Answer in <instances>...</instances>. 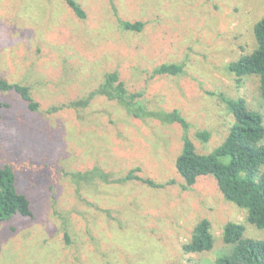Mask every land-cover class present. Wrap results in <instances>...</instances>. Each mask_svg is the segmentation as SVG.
Returning a JSON list of instances; mask_svg holds the SVG:
<instances>
[{
	"label": "rangeland",
	"instance_id": "rangeland-1",
	"mask_svg": "<svg viewBox=\"0 0 264 264\" xmlns=\"http://www.w3.org/2000/svg\"><path fill=\"white\" fill-rule=\"evenodd\" d=\"M75 1L85 19L65 0H0V78L29 86L40 105L31 111L19 94L0 91V166H13L33 211L0 223V264H216L231 248L223 241L229 222L245 225L244 237L264 241V230L224 198L214 176L183 189L178 124L129 116L104 97L86 109L60 107L117 72L149 110H179L197 151L213 152L235 122L219 95L245 99L264 118L259 78L238 85L226 70L256 48L264 0ZM121 21L145 25L128 31ZM165 63L183 64L184 73L154 75ZM202 132L208 141L198 137ZM136 167L169 185L76 178L99 169L116 180ZM204 218L213 250L185 254Z\"/></svg>",
	"mask_w": 264,
	"mask_h": 264
},
{
	"label": "trees",
	"instance_id": "trees-1",
	"mask_svg": "<svg viewBox=\"0 0 264 264\" xmlns=\"http://www.w3.org/2000/svg\"><path fill=\"white\" fill-rule=\"evenodd\" d=\"M74 14L85 19L86 14L75 0H65ZM143 22L121 21L128 31L141 32ZM256 48L250 54L240 56L228 64L226 70L237 77V84L245 77L256 76L260 81V93L264 99V15L254 26ZM184 73V65L165 63L154 70V75L179 76ZM0 91H14L27 103L29 110L39 111L29 86L11 83L0 78ZM142 94H129L125 83L117 72L108 73L104 83L87 97L71 101L60 107L68 109L89 108L97 98H106L122 107L129 116L146 117L164 124H178L183 131V150L176 160V169L185 180L184 190L193 186L201 176H214L224 198L247 211L246 221L264 230V118L258 111L251 110L243 98L229 99L219 95L235 118L228 136L213 152L199 153L188 136L191 125L179 110H149ZM59 109V108H58ZM56 109V110H58ZM158 111V112H157ZM50 113V110H49ZM199 138L208 141L210 134L202 132ZM140 167L130 170L125 177L111 180L106 173L94 169L76 175L82 182L100 178L105 183L141 182L151 188L162 189L169 184H159L140 175ZM120 180V181H119ZM79 181V182H80ZM15 215L33 217L30 199L19 193L16 172L12 165L0 166V223ZM245 225L229 222L223 228V241L230 246L226 255L217 258L216 264H264V241L244 237ZM211 222L204 218L195 226L191 239L182 249L185 254L210 252L215 246ZM176 264V263H171Z\"/></svg>",
	"mask_w": 264,
	"mask_h": 264
}]
</instances>
